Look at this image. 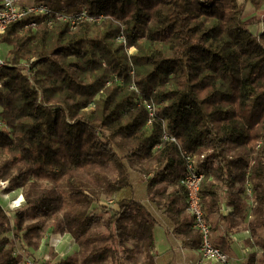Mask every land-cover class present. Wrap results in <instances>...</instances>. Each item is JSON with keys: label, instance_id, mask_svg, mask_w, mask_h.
I'll return each mask as SVG.
<instances>
[{"label": "trees", "instance_id": "16d2710c", "mask_svg": "<svg viewBox=\"0 0 264 264\" xmlns=\"http://www.w3.org/2000/svg\"><path fill=\"white\" fill-rule=\"evenodd\" d=\"M35 4L51 12L26 14L0 38L9 47L0 180L25 202L12 216L0 203V264H157L159 226L199 250L182 184L188 156L204 176L213 244L230 255L250 213L246 244L262 252L245 264H264V30H251L264 23V0ZM248 6L258 16L249 19ZM84 10L101 19L72 29L58 18ZM143 101L157 107L153 119ZM134 174L160 215L137 198ZM104 196L119 206H101L106 217L93 207ZM47 228L71 235L80 258H38Z\"/></svg>", "mask_w": 264, "mask_h": 264}, {"label": "built area", "instance_id": "2783aa9c", "mask_svg": "<svg viewBox=\"0 0 264 264\" xmlns=\"http://www.w3.org/2000/svg\"><path fill=\"white\" fill-rule=\"evenodd\" d=\"M21 0H0V38L6 32L8 26L14 22L20 21L28 13L34 14H49L51 9L47 5L43 4H32L24 5L21 4ZM58 18L70 21L71 28H75L78 23L81 21L87 20L88 22L99 21L101 18L89 17L86 10L81 12L78 15L71 17H66L64 15L58 14ZM35 27V23H30L27 27ZM122 40V38H121ZM2 43L0 41V51ZM6 59L0 57V66L5 64ZM4 124L0 121V131L4 128ZM187 174L182 181V184L186 187L188 191L187 205L188 211L191 215L194 216L195 221L193 228L201 234L202 244L199 249L201 257L208 260L209 264H238L237 261L232 258L229 254L223 252L220 248L216 247L212 242L211 229L209 224L206 222V215L202 208L201 199H200V188L203 175L198 173L195 167V160L191 157H187ZM248 194H251L248 189ZM113 205V206H111ZM104 207H110L113 210H119V206L115 203L114 200H109L107 203L103 204ZM221 214L227 216L232 212V208L223 204L221 206ZM9 213V212H8ZM10 216H12L9 213ZM56 239V244L61 242V235H58ZM232 238V237H231ZM57 246V245H55ZM258 253L262 252L260 248H256ZM25 264H30L29 261ZM198 264H202L201 261Z\"/></svg>", "mask_w": 264, "mask_h": 264}, {"label": "rangeland", "instance_id": "374dc122", "mask_svg": "<svg viewBox=\"0 0 264 264\" xmlns=\"http://www.w3.org/2000/svg\"><path fill=\"white\" fill-rule=\"evenodd\" d=\"M27 1L28 0H21L20 2H21V4H26ZM247 12L249 13V19H252V18L258 16L257 13H255L253 11L251 6L247 7ZM260 25L261 24L253 25L251 27L252 32L256 33V34L261 33L264 29V23L262 24V26H260ZM121 38H122L121 41L124 42L123 37H121ZM8 48H9L8 45L2 44L1 51H0V57L1 58L6 59ZM135 52H136V49L134 47H130L128 49L129 55L134 54ZM130 88L135 90V91L137 90L135 85H132ZM143 105L146 106L147 110L149 111L150 118L153 119L155 117V112H156L157 107L155 105H154V107H152V105L149 104L147 101H143ZM134 180H135V187H136V191H137V198L145 200L146 199V182H145V180L140 179V177L139 176L137 177L135 174H134ZM6 186H7V182L0 180V203L8 210V212L11 215H14V212L17 209L21 208L25 204V202H24L23 204H21L20 206H18L16 208L11 207L12 201H14L20 194H22V190L19 189V190L12 192V193L7 194L4 192V188ZM128 195H130V193L128 190H126L125 192L119 193L118 196L114 197V199L116 200V199H119V198H122V197H125ZM102 198H103V200L100 204L95 203L93 205L94 210H95L94 212H95V214H98L100 216L104 215L103 217H106L107 215L103 212L104 210H103V208H101V206H102V203L105 204L109 200H106L105 196ZM146 203L150 207L153 208L154 212H156L158 215H160V213L158 212L159 210H157V208L154 207L149 200L146 199ZM98 205H100V206H98ZM111 206H113V205H111ZM106 208L112 209L110 207H106ZM48 224H50V221H48L47 225ZM60 235H65L64 237H62V239L66 238L65 242H68V243H65L64 246H62V248L59 247L55 250L53 247H51V244H50L52 241V237H54L55 235L52 233L51 229L47 228L43 234V238L41 239L40 248L38 250L34 251L35 254L37 255V257L40 258L41 260H44V261L50 259L53 254L58 255L55 260H59V259L64 258L66 256H75L76 258H80V256L77 255L78 246H77V243L74 240V238L68 234H60ZM66 247H67V249H65ZM62 249H64V251H61ZM254 250L256 251V248L252 249V250L250 248H248L247 251L250 254ZM197 252L199 253V256L201 258L200 261L202 264H209L210 263L208 260H205V259H203V257H201V253L199 251H197ZM139 260L142 262L143 258L139 257ZM157 264H160V263L158 262Z\"/></svg>", "mask_w": 264, "mask_h": 264}, {"label": "crops", "instance_id": "0c3cea01", "mask_svg": "<svg viewBox=\"0 0 264 264\" xmlns=\"http://www.w3.org/2000/svg\"><path fill=\"white\" fill-rule=\"evenodd\" d=\"M35 4V0H28L24 5H32ZM263 24V23H262ZM262 24L260 26H262ZM264 30V29H263ZM9 49V48H8ZM8 51V50H7ZM251 215L248 213L245 223L240 231L232 233L231 237L234 241L233 250L230 254L232 258H234L238 264H245V260L248 253V248L252 250L246 243L248 240L251 239V234L249 229L247 228V223L250 220ZM55 236L52 237L51 247L55 250L59 247L62 248L65 243V239L61 238V242L56 244V239L59 237L60 234H54ZM64 237L65 235H61ZM155 237H156V262L160 264H198L200 261V256L197 251L199 250H192L189 248L182 247L180 241L176 239L172 234L167 235L165 233L164 227L159 226L155 229ZM67 241V240H66ZM58 245V246H55ZM67 249V247L65 248ZM61 251H64L62 249ZM58 252V251H57ZM36 255V254H35ZM37 256V255H36ZM27 262V261H26Z\"/></svg>", "mask_w": 264, "mask_h": 264}, {"label": "bare ground", "instance_id": "6f19581e", "mask_svg": "<svg viewBox=\"0 0 264 264\" xmlns=\"http://www.w3.org/2000/svg\"><path fill=\"white\" fill-rule=\"evenodd\" d=\"M24 203V197L22 194H20L14 201H12V206L13 208H16L20 206L21 204Z\"/></svg>", "mask_w": 264, "mask_h": 264}]
</instances>
